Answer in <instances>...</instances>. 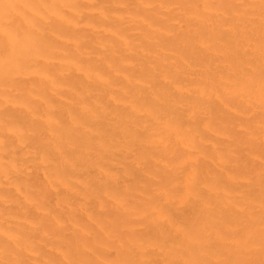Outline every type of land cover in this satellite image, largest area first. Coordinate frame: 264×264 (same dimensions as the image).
I'll list each match as a JSON object with an SVG mask.
<instances>
[{"label": "bare ground", "instance_id": "6f19581e", "mask_svg": "<svg viewBox=\"0 0 264 264\" xmlns=\"http://www.w3.org/2000/svg\"><path fill=\"white\" fill-rule=\"evenodd\" d=\"M0 264H264V0H0Z\"/></svg>", "mask_w": 264, "mask_h": 264}]
</instances>
